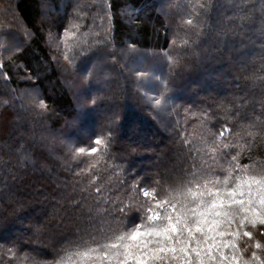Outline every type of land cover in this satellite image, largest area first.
Segmentation results:
<instances>
[{"label":"trees","instance_id":"obj_1","mask_svg":"<svg viewBox=\"0 0 264 264\" xmlns=\"http://www.w3.org/2000/svg\"><path fill=\"white\" fill-rule=\"evenodd\" d=\"M197 2L0 0V102L7 100L5 87L17 99L38 88L34 98L49 109L37 116L33 97L15 108L0 103V156L12 169L0 174V264H57L64 255L59 249L77 236V217L111 211L109 196L143 198L133 184L151 186L210 157L201 140L205 127L229 143L241 125H264V89L250 79L264 76L259 13L243 35L221 46L233 12L229 0H213L221 6L203 28L199 57L170 67L168 58L175 59L199 20L192 11ZM137 56L143 59L131 65ZM97 135L101 143L94 146L106 151L90 154ZM65 145L86 151L73 160ZM25 153L30 157L22 161ZM96 160L94 171L81 175L98 173L92 186L102 189L100 201L95 193L79 207L63 200L54 213L52 196L66 192L64 185ZM239 163L264 165V138Z\"/></svg>","mask_w":264,"mask_h":264},{"label":"snow or ice","instance_id":"obj_2","mask_svg":"<svg viewBox=\"0 0 264 264\" xmlns=\"http://www.w3.org/2000/svg\"><path fill=\"white\" fill-rule=\"evenodd\" d=\"M229 3L233 15L228 19L232 23L220 32L221 46L230 36L243 35L256 22L257 13L264 34V0L258 5L247 0H229ZM220 6L214 5L213 0H198L192 6L199 20L191 35L181 41L182 49L175 59L168 58L172 60L171 68L179 67L189 55L199 57V42L206 35L203 28L214 7ZM261 61L264 66V57ZM91 74L89 71L87 75ZM250 79L252 86L259 81L264 89V76L253 74ZM33 103L38 109L37 116L49 111L43 101L33 98ZM155 103L159 105L160 101ZM219 135L223 136L224 132ZM257 138H264V125L255 121L241 125L234 142L229 143L220 142L205 127L201 140L212 151L210 157H201L199 164L193 162L190 169H180L179 175H165L151 186L138 188L133 184V191L143 198L129 195L127 202L124 199L117 202L109 196L111 211L100 209L96 214L89 211L84 219L77 217L74 223L77 236L59 249L57 254L64 255L57 264H264L261 242L264 240V165L239 163L240 155L251 151ZM100 143L101 137L97 135L88 153H105V149L94 146ZM65 147L73 153V160L86 151L85 147ZM230 149L235 150V155ZM29 157L30 153L22 154L21 160ZM8 164L0 156V174L12 171ZM95 164L99 160L80 169L78 178L64 185L66 192L52 196L56 201L54 213H59L63 200H69L70 207H79L81 200L95 193L96 202L100 201L104 195L102 189L92 186L98 173L87 180L81 175L94 171ZM73 193H78L79 198Z\"/></svg>","mask_w":264,"mask_h":264},{"label":"rangeland","instance_id":"obj_3","mask_svg":"<svg viewBox=\"0 0 264 264\" xmlns=\"http://www.w3.org/2000/svg\"><path fill=\"white\" fill-rule=\"evenodd\" d=\"M47 15H45L43 18H45ZM143 59V57L142 56H137V57H134V59L133 60H131V65H132V63L133 64H139L140 62H141V60ZM128 77H129V75L127 74V76H126V85L128 84ZM147 85H151V82H147L146 83ZM49 86V88L50 89H52L53 90V88H54V85H53V83H51V84H49L48 85ZM124 88V87H123ZM5 89V92H6V96H7V100H3V101H1L3 104H5V103H7V102H14L13 103V107L15 108L18 104H19V100H22L23 101V99L25 100L26 99V101L28 102V103H30V99H27V97L29 98H31V97H33L34 98V96L35 95H37V94H40V90L38 89V88H36L35 90H32L31 92H29V93H26L25 94V96L23 97V99H21V97L20 98H18L17 99V96H14L13 95V93L11 92V88L10 87H5L4 88ZM96 91H99V89H96Z\"/></svg>","mask_w":264,"mask_h":264}]
</instances>
